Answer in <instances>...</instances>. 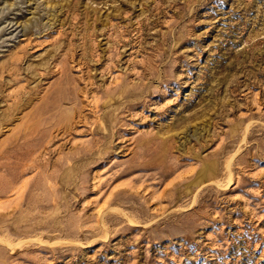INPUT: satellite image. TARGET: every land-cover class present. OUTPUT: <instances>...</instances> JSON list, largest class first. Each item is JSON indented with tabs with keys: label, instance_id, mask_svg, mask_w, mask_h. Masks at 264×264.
<instances>
[{
	"label": "rangeland",
	"instance_id": "1",
	"mask_svg": "<svg viewBox=\"0 0 264 264\" xmlns=\"http://www.w3.org/2000/svg\"><path fill=\"white\" fill-rule=\"evenodd\" d=\"M0 264H264V0H0Z\"/></svg>",
	"mask_w": 264,
	"mask_h": 264
},
{
	"label": "bare ground",
	"instance_id": "2",
	"mask_svg": "<svg viewBox=\"0 0 264 264\" xmlns=\"http://www.w3.org/2000/svg\"><path fill=\"white\" fill-rule=\"evenodd\" d=\"M89 17V16H88ZM113 24V23H112ZM30 25V24H29ZM34 28V27H33ZM27 30V29H26ZM104 30V29H103ZM120 30V29H119ZM44 31V30H43ZM91 33V32H90ZM29 38V37H28ZM127 38V37H126ZM128 40V39H127ZM25 44V43H24ZM33 44V43H32ZM36 44V43H35ZM70 44V43H69ZM66 45V44H65ZM38 46V45H37ZM119 46V45H118ZM72 47V46H71ZM121 47V46H120ZM69 48V47H68ZM125 49V48H124ZM61 50V49H60ZM59 51V50H58ZM65 51V50H64ZM67 52V51H66ZM53 53H55V52H53ZM71 53V52H70ZM25 55V54H24ZM110 55V54H109ZM125 55V54H124ZM61 57V56H60ZM75 58V57H74ZM120 58V57H119ZM24 59V58H23ZM70 59H72V58H70ZM99 59V58H98ZM26 60V59H25ZM99 62H101L100 60H99ZM98 62V63H99ZM103 62V61H102ZM46 63V62H45ZM84 63V62H83ZM146 64V63H145ZM151 64V63H150ZM49 65V64H48ZM52 65V64H51ZM141 66V65H140ZM9 67V66H8ZM134 67V66H133ZM143 67H145V66H143ZM146 67H147V65H146ZM12 68V67H11ZM15 68H17V66L15 67ZM46 68V67H45ZM55 68V67H54ZM148 68V67H147ZM34 69V68H33ZM51 70V69H50ZM130 70V69H129ZM12 71V70H11ZM7 72V71H6ZM135 72V71H134ZM54 73V72H53ZM91 73V72H90ZM18 74V73H17ZM56 74V73H55ZM20 75V74H19ZM33 76V75H32ZM12 77H14V75L12 76ZM31 77V76H30ZM34 77H35V75H34ZM38 77V76H37ZM9 78V77H8ZM11 78V77H10ZM13 80V79H12ZM2 82V81H1ZM96 82V81H95ZM92 83V82H91ZM2 88V87H1ZM6 88V87H5ZM3 89V88H2ZM33 91H34V89H33ZM28 92V91H27ZM80 92V91H79ZM90 92V91H89ZM6 93V92H5ZM32 93V92H31ZM93 93V92H92ZM21 94V93H20ZM28 95V94H27ZM33 95V94H32ZM16 96V95H15ZM13 97V96H12ZM27 98V97H26ZM34 98V97H33ZM19 99V98H18ZM29 99V98H28ZM31 102V101H30ZM48 103V102H47ZM2 106V105H1ZM8 106H9V104H8ZM18 108H19V106H18ZM77 111V110H76ZM19 112V111H18ZM15 114V113H14ZM8 118V117H7ZM15 120V119H14ZM15 122V121H14ZM4 124V123H3ZM32 126V125H31ZM32 128V127H31ZM63 130V129H62ZM71 130V129H70ZM61 135V134H60Z\"/></svg>",
	"mask_w": 264,
	"mask_h": 264
}]
</instances>
